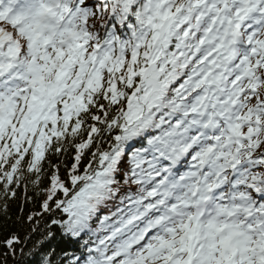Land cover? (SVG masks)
<instances>
[{"label":"snow or ice","instance_id":"obj_1","mask_svg":"<svg viewBox=\"0 0 264 264\" xmlns=\"http://www.w3.org/2000/svg\"><path fill=\"white\" fill-rule=\"evenodd\" d=\"M0 264H264V0H0Z\"/></svg>","mask_w":264,"mask_h":264},{"label":"trees","instance_id":"obj_2","mask_svg":"<svg viewBox=\"0 0 264 264\" xmlns=\"http://www.w3.org/2000/svg\"><path fill=\"white\" fill-rule=\"evenodd\" d=\"M22 195V194H21ZM18 204H14L12 205V212L13 214H15L16 210H17Z\"/></svg>","mask_w":264,"mask_h":264}]
</instances>
